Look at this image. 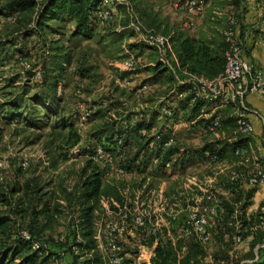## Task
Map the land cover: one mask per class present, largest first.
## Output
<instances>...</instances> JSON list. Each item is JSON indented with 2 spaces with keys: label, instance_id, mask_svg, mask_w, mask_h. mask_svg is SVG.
<instances>
[{
  "label": "rangeland",
  "instance_id": "rangeland-1",
  "mask_svg": "<svg viewBox=\"0 0 264 264\" xmlns=\"http://www.w3.org/2000/svg\"><path fill=\"white\" fill-rule=\"evenodd\" d=\"M232 1H210L204 13L189 17L195 21V26L190 27L186 24L188 14L177 9L170 0H124L116 4L112 19L96 18L95 35L85 38L74 35L71 22L57 20L49 22L53 32L47 29L43 35L26 36L25 29L32 27L31 13L10 16L4 12V1L0 0V43L4 45L0 48V218H5L8 223L5 230L0 229V254L6 246H15L16 239H20L21 232L26 230L33 235L35 243L45 249L46 260L39 258L36 264H85L89 261L108 264L95 231L104 219L109 218L108 209L111 208L104 205L97 208L93 234L88 238L84 234L85 225L75 193L90 158L86 149L97 141L96 129L103 114L125 107L135 111L129 128L137 129L135 125L140 120L153 127L145 126L130 132V145L118 155L120 163L139 155V168L134 163L126 174L118 175L106 164L96 161L103 171L104 185L144 180L146 186L141 189L147 188L149 194L136 196L132 205L150 215H159L162 213L159 209L165 207L157 236H151L148 228L130 225L123 226L118 233L126 264H152L159 244L178 242L183 253L201 247L205 251L204 264L230 263L226 262L228 246L223 237L216 234L214 226L218 221L222 226L227 222L231 224L239 212L240 203L230 190L229 180L239 170L247 169L231 145L242 139L234 133L230 122L222 121V126L215 131L197 126V122L191 124L187 118L188 109L181 106L183 96L180 97L178 92L181 78L174 81L170 73H174L172 34L183 31L200 37L211 33L216 25L223 38L222 31L229 17L236 15L241 19L242 15ZM150 30L169 37L172 50L168 57L161 56L157 49L147 44L145 36ZM53 42L64 45L71 55V62L57 73L60 98H54L50 108L38 107L39 118L36 119L40 120H26L8 105V101L11 93L22 94L30 109L34 97L41 96L43 86L37 84L40 80L36 71L50 56L49 45ZM114 42L116 44L112 46ZM130 55L135 57L137 65L121 72L122 61ZM161 59L165 63L163 70L155 72L154 65ZM125 81L130 84L126 85ZM52 85L50 89H54ZM143 85L147 88L139 91ZM163 105L175 107L178 118L172 117L168 122ZM223 109L228 115L235 112L232 107ZM88 112V119L80 124L81 115ZM65 121L73 122L80 135L75 146L67 144L69 129L63 125ZM122 129L128 130L127 127ZM160 131L174 135L173 146L191 151L188 163L181 165L179 162L174 169H164L149 162L156 151L148 146L141 147L139 139L154 137ZM219 140H225L229 147L222 157L215 159L210 151L212 147L215 151L221 148ZM207 145L213 146L204 153ZM64 154H68L67 159L63 158ZM141 159L144 166L140 164ZM25 160L27 167L23 166ZM205 192L217 195L221 205L209 226L210 242L197 233L187 236L179 225L187 214V204L201 202ZM174 212L178 214L176 219L170 215ZM224 236L227 238L226 233ZM76 241L83 244L78 253L71 250ZM238 248L244 251L241 245ZM27 253L23 250L11 264L21 263Z\"/></svg>",
  "mask_w": 264,
  "mask_h": 264
},
{
  "label": "trees",
  "instance_id": "trees-1",
  "mask_svg": "<svg viewBox=\"0 0 264 264\" xmlns=\"http://www.w3.org/2000/svg\"><path fill=\"white\" fill-rule=\"evenodd\" d=\"M3 1L4 12H8L7 14L10 16H13L16 13H31L32 18L29 19L33 20L31 23L32 27L25 29L24 35L26 36L35 34L43 35L47 32V29L53 32V29H50L49 22L57 20L65 22L73 21L74 35L85 38H92L95 35V31L97 29L96 18H99L98 11L102 8L104 2V0ZM241 1L244 0H233L232 4L238 5ZM211 30V33L204 34L197 39L189 36L183 31L172 34L171 41L175 48L176 62L174 63V73H170L171 79H174V81L178 77L185 79L190 74L214 78L224 71L225 50L227 44L224 38L220 36L216 25ZM115 44L116 42H114L112 46ZM3 46V43H0V48ZM49 50L50 56H48L47 61L43 62L41 67L37 69L41 74L39 79L40 83L37 82V84L39 86H43L41 96L36 95L34 97L35 102L32 103L30 109L29 106L26 105V98H24L22 94L16 95L15 93H11V97L8 101V105L13 110L19 111L17 114H21V116L23 115L22 118L26 120H32L33 118L35 121L40 120L36 119L39 118L38 107L43 106L45 108H50L51 104H54V98L60 96V94H57V73L60 70L65 69L67 64L71 62V55L69 52L65 51L64 45L59 44L58 42L50 44ZM164 64L165 63L162 59L157 61L154 65V71H162ZM166 68L167 70L169 69L168 67ZM51 83L53 84L52 86H55L54 89H50ZM178 86L179 94H185L183 99H181V106L182 109H188L187 118L190 123L195 124L197 122V126H205L208 128L209 118L200 116L201 109L206 102L202 99H197L195 102L191 103V99L193 97L191 84L185 83ZM166 106L172 108V117L178 118L177 109L170 105H163L162 108L164 109ZM120 108L121 109H116L114 112L107 111L103 114L102 120L96 129V134L98 136L97 141H93L94 144L90 145L89 149H86V154H92L94 152V147L100 144L108 151H111L118 156L125 151L127 146L130 145V132L135 130L139 131L145 126L148 129H150V126L153 127L151 123L145 125L141 123L145 121L140 120L138 121V125H135L137 126V129L129 128L133 124L134 119L132 118V115H134L135 111L125 107ZM207 108L210 110L209 107ZM51 111L58 112L57 109H51ZM164 114L169 122L172 117H169L165 112ZM217 114L215 113L213 115ZM136 115H138V113H136ZM230 118L231 123H234V115H231ZM121 122H123L122 125H120ZM223 122L227 123L230 121L224 120ZM124 124L127 126H123ZM63 125L68 126L69 129L67 134V144H69V146L77 145L80 141V135L74 127V123L65 121ZM123 127H127L128 130L123 131ZM163 131H160L156 135H160L161 139L165 140L170 137V134H167L166 132L164 133ZM127 134H129V136H126ZM155 136L151 138L148 137L145 140H143L144 138L139 139L141 147L147 148L148 143L156 138ZM240 137L241 138L239 139L242 140L231 142L234 149L246 146L251 136L240 135ZM212 146L213 145H207V147L205 146L203 149L204 153L208 151V147ZM228 147V143H225L217 151H215L212 147V150L210 151L212 154L211 156L216 155L217 157H222V153ZM180 148L181 147L177 145L168 147L163 154L164 159L174 155V166H176L179 162L181 165H184L187 160L191 158L192 154L190 150L181 152ZM159 153H161V150L157 151V154ZM63 158L67 159L68 154H64ZM148 160L150 162V159ZM134 163L138 166V168L140 167L139 155L129 161L123 162V165L128 169L129 167L132 168V164ZM141 163L143 166L145 165L143 159H141L140 164ZM81 179L83 180L81 181L78 192L75 193V196L76 202L79 203L80 206L79 210L81 211L82 223L85 225L84 234L88 238H91L93 234L94 217L97 208L102 205L111 209H119L120 207L125 206L133 207L134 205H132V201L136 196L145 197L149 194L147 188L145 191L141 189L146 186L144 180H140L139 182L132 184L124 183V181H122L119 183L116 182L115 184L110 183L108 185H104L103 171L99 164L92 158L87 160ZM229 186L232 194H234L236 198L235 200L240 203L237 218L234 222H231V224L227 222L224 223V226H222L220 223L221 221H218V223L214 226L216 234L221 235L223 237V241L228 246L229 253L226 262H230L228 264H264V200H262L259 205L258 217H250L247 214V209L252 203L251 199L256 191V187L242 189V184H239L238 182H231V180H229ZM192 203H188L187 207ZM186 217L187 214L179 223L182 232ZM222 221L224 220L222 219ZM7 227V220H5V218H0V229L5 230ZM225 233L227 234V238L224 236ZM242 243H247L249 245V249L247 251L244 250L242 252L241 249L238 248V245ZM8 246H6L5 250L0 254V264H11L17 256L23 253V250L25 249L28 253L23 255L22 262L18 264H36L39 258L46 260V257L43 256L45 249L42 248L41 245L34 247L35 239L33 235H31L30 238H26L22 235L20 236V239H16L15 246ZM74 246H77L79 249L83 248L82 242L76 241L71 245L72 252H75L73 249ZM204 260L205 251L201 247L183 253L181 250V244L178 242L159 244L151 262L152 264H204ZM85 264L92 263L89 261Z\"/></svg>",
  "mask_w": 264,
  "mask_h": 264
},
{
  "label": "built area",
  "instance_id": "built-area-1",
  "mask_svg": "<svg viewBox=\"0 0 264 264\" xmlns=\"http://www.w3.org/2000/svg\"><path fill=\"white\" fill-rule=\"evenodd\" d=\"M124 0H104L102 8L98 11V16L102 20H110L114 16L116 4ZM174 2L177 9L186 12L189 17L202 14L207 7V0H185ZM264 1V0H263ZM188 26H195V21L191 18L187 20ZM240 26V18L238 16H230L225 28L222 31L223 38L227 44L225 50V68L224 71L214 78H207L200 75L190 74L185 79H180L178 85L189 83L191 84V91L193 97L191 103L197 99H202L206 104L201 109L200 116L209 118L208 128L215 131L222 126V119L220 114L213 115L215 111L221 110L226 107L234 108V133L236 135L248 136L254 132V123L250 117L251 111L245 101L246 94L249 92H256L264 95V71L256 62L244 56V46L240 38L238 29ZM148 45L157 49L161 56L168 57V53L172 50L170 46V39L165 34L156 30H150L145 36ZM264 44V39L262 40ZM175 55V54H174ZM168 62V60H165ZM176 56H174V63ZM137 65L134 56L126 57L120 66V71L125 72L133 69ZM40 71H36V77L40 79ZM129 85V81H125ZM147 88L143 85L139 91ZM179 96H185L180 93ZM210 110H208V108ZM164 112L172 117V108L166 106ZM90 112L81 115V123L83 124L89 117ZM175 137L173 134L167 139H161L157 135L150 143L148 149L155 150L153 157L150 158V163L164 169H174V155L164 159L163 154L165 150L173 145ZM90 147V146H89ZM89 147L87 149H89ZM181 152H186L184 148H180ZM161 153L157 154V151ZM180 154V153H179ZM236 156H240L246 165L251 163L250 157L243 155L242 149L237 148L234 152ZM90 158L97 162L106 164L111 170L115 171L118 175H124L128 172L127 167L123 163L118 162V156L111 151H108L102 145L98 144L94 147V152L89 154ZM213 158H218L216 155ZM28 162L25 160L23 166L27 167ZM231 182H238L239 184H247L256 186L264 183V159L258 158L250 168L241 169L236 172L231 178ZM201 202L196 201L188 205L187 217L183 226V232L187 236L197 233L204 241H211V233L209 226L212 217L217 216L218 209L221 207L220 199L212 192H205ZM162 213L159 215H150L143 212L138 206H125L119 209H108V217L103 220L97 227L95 234L97 240L102 246L104 259L108 264H126V254L122 244L119 242L117 235L122 230L123 226L130 225L136 228H148V233L151 236H157L161 230L165 207L159 209ZM155 212V211H154ZM173 219L177 218V213L170 214ZM117 219V220H116ZM21 234L30 238V233L23 230ZM35 243L34 247H37ZM75 253L79 252L77 246L73 247Z\"/></svg>",
  "mask_w": 264,
  "mask_h": 264
},
{
  "label": "crops",
  "instance_id": "crops-1",
  "mask_svg": "<svg viewBox=\"0 0 264 264\" xmlns=\"http://www.w3.org/2000/svg\"><path fill=\"white\" fill-rule=\"evenodd\" d=\"M210 1L212 2V0H207V6ZM238 7L242 13L238 32L244 46V56L256 62L258 67L264 71V44H262V40L264 39V1L244 0L238 4ZM71 23L73 24V21ZM189 36L196 39L199 38L192 35ZM245 101L251 111L250 117L254 123V132L251 134L246 146L241 148L243 155L250 157L251 163L246 165L243 159L241 162L245 165V168H250L258 158L263 157L264 159V95L249 92L246 94ZM215 113L220 114L223 121H230L231 124V114L228 115L226 110H217ZM232 124L234 125V123ZM219 141L218 146H223L226 143L225 140ZM253 187H256V191L251 199L252 203L247 209V214L250 217L257 218L259 205L264 200V183L256 186L244 184L242 189ZM240 245L245 251L249 249L247 243Z\"/></svg>",
  "mask_w": 264,
  "mask_h": 264
}]
</instances>
